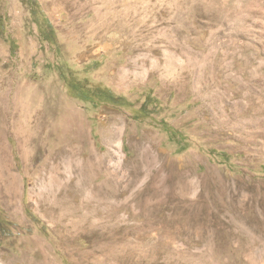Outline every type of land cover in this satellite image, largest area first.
I'll return each mask as SVG.
<instances>
[{
    "label": "rangeland",
    "instance_id": "374dc122",
    "mask_svg": "<svg viewBox=\"0 0 264 264\" xmlns=\"http://www.w3.org/2000/svg\"><path fill=\"white\" fill-rule=\"evenodd\" d=\"M0 264H264V0H0Z\"/></svg>",
    "mask_w": 264,
    "mask_h": 264
},
{
    "label": "bare ground",
    "instance_id": "6f19581e",
    "mask_svg": "<svg viewBox=\"0 0 264 264\" xmlns=\"http://www.w3.org/2000/svg\"><path fill=\"white\" fill-rule=\"evenodd\" d=\"M186 182V181H185ZM181 184V183H180ZM187 184V183H186ZM183 185V184H182ZM185 185V184H184ZM183 185V186H184ZM102 186V185H101ZM193 187H194V185L193 184H187L185 187H183V190L185 189V190H187L189 193H190V191L193 189ZM181 188V187H180ZM186 193V192H185ZM185 193H183V194H185ZM185 196V195H184ZM187 198V197H186ZM196 201H197V199H196ZM196 204H198V203H196ZM196 204H194V205H196ZM196 208V207H195ZM184 211V210H183ZM182 211V212H183ZM200 212V211H199ZM185 214V213H184ZM187 227V226H186ZM209 227V226H208ZM207 227V228H208ZM194 229V228H193ZM205 229V228H204ZM188 230V229H187ZM186 230V231H187ZM192 230V229H191ZM196 230V229H195ZM209 229H207V230H205V231H208ZM190 232V231H189ZM188 233V232H187ZM191 233V232H190ZM202 233V232H201ZM201 233H199L200 235H202ZM210 235V234H209ZM188 239V238H187Z\"/></svg>",
    "mask_w": 264,
    "mask_h": 264
}]
</instances>
